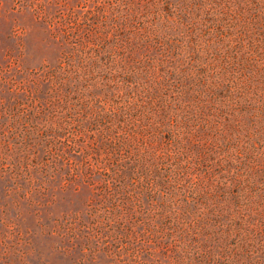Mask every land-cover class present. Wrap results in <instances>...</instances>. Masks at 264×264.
<instances>
[{
	"label": "rangeland",
	"instance_id": "374dc122",
	"mask_svg": "<svg viewBox=\"0 0 264 264\" xmlns=\"http://www.w3.org/2000/svg\"><path fill=\"white\" fill-rule=\"evenodd\" d=\"M262 215L264 0H0V264H264Z\"/></svg>",
	"mask_w": 264,
	"mask_h": 264
},
{
	"label": "trees",
	"instance_id": "16d2710c",
	"mask_svg": "<svg viewBox=\"0 0 264 264\" xmlns=\"http://www.w3.org/2000/svg\"><path fill=\"white\" fill-rule=\"evenodd\" d=\"M71 74H72V64L69 61H66L65 64L62 65V66H60L57 70L52 71V72L49 73L48 80H52L53 82L56 83V85L59 84V85L62 86L64 84H67V82L65 80H68V76L71 75ZM148 155L151 158H155V154L152 153V151H150V150L148 151ZM145 162H147L146 163V167H151L152 166V164H149L150 160H146ZM151 185L153 187V184L152 183H151ZM247 206L249 207V210L255 212L256 214H259V216L263 213V211H260L258 208L257 209H253V207H252V205L250 203H248ZM240 209H242L244 211L245 210V206L244 207H241ZM246 211L247 210H245V212ZM260 222L261 223H264V215H262ZM246 227H250V225H247ZM245 244H246V247L249 246V244H248L247 241H245ZM246 250H248V248H246ZM235 256L239 257L238 254H236ZM226 258H228V257H226ZM239 259L240 258H238L236 260V263H233V264H237L239 262Z\"/></svg>",
	"mask_w": 264,
	"mask_h": 264
}]
</instances>
